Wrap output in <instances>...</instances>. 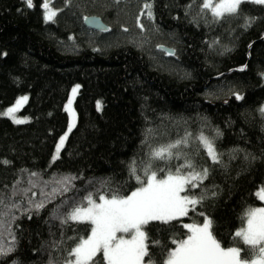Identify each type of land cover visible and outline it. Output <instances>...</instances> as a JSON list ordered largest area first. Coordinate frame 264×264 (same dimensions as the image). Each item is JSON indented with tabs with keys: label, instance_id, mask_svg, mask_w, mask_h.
<instances>
[{
	"label": "trees",
	"instance_id": "trees-1",
	"mask_svg": "<svg viewBox=\"0 0 264 264\" xmlns=\"http://www.w3.org/2000/svg\"><path fill=\"white\" fill-rule=\"evenodd\" d=\"M54 1L57 15L46 21L43 0H33V8L0 0V248L10 249L0 264L74 259L70 251L90 235L88 225L65 222L75 207L89 196L130 195L146 171L160 178L178 168L187 174V160L197 171L208 169L193 189L205 199L172 223L207 217L222 246L230 242L247 209L263 205L257 191L264 188V4L244 0L235 15L217 20L203 0ZM144 2L153 14L147 40L161 42L153 51L116 23L108 36L97 32L100 38L84 24L94 12L104 19L119 8L120 23H128ZM70 42L76 49L66 47ZM76 86L77 122L52 161ZM20 96L28 97L21 113L29 120L17 124L3 111ZM201 135L214 144L218 163ZM185 139L173 149L179 159L154 158L157 149ZM181 231L187 230H152L149 241L156 236L171 251ZM239 246L244 257L247 246ZM158 259L166 264V255Z\"/></svg>",
	"mask_w": 264,
	"mask_h": 264
},
{
	"label": "snow or ice",
	"instance_id": "snow-or-ice-1",
	"mask_svg": "<svg viewBox=\"0 0 264 264\" xmlns=\"http://www.w3.org/2000/svg\"><path fill=\"white\" fill-rule=\"evenodd\" d=\"M243 2L244 0H217V3L212 4L211 0H205L203 7L210 9L213 17L219 20L226 14L235 15ZM252 2L264 4V0ZM25 3L28 8L34 7L33 0H25ZM42 8L45 20L53 21L57 12L51 9L50 0H43ZM145 8L148 10L149 19H152L151 5L145 4ZM140 27L143 28V25ZM78 89L79 86L72 89L73 99ZM27 99L20 98L14 107L7 110L6 115L17 124L26 122L17 119L13 114ZM237 99L243 97L237 96ZM97 107H101L99 102ZM65 110L75 118L72 100H69ZM261 113L264 114V109H261ZM66 139L67 136L60 139L59 147L56 148L57 154ZM199 139L206 148L207 155L214 163H218L212 141L203 135ZM181 144L186 145L187 139L161 147L153 156L160 160H171L174 157L179 159L180 155L174 154L173 149L179 148ZM184 167L190 170L187 174L178 168L175 174L170 172L166 178L160 179L157 178L156 172L149 175L146 171L148 179L141 180L136 176L141 186L130 195H112L111 198L100 195L99 203L89 196L86 205L75 207L65 222L75 221L88 225L84 230L90 232V235L78 240L70 251V256L74 259L66 260L65 264H104L105 261L107 264H165L164 259H158L165 255L166 264H264V207L247 209L241 217L244 226L240 227L224 246L222 238L218 239L219 233H213V221L207 217L200 223H184L182 226L172 223L188 216L190 210L195 213L196 206L205 199L203 195L197 198L193 189L208 178V169L201 168L197 171L191 160H187ZM135 171L133 167L131 174L135 175ZM257 195L264 200V188ZM36 207L41 208L43 205L38 204ZM200 215L203 217L204 213L201 212ZM153 222L170 227L161 229ZM150 224L153 225L152 229L148 227ZM177 227L187 231L180 232L182 238L179 240L172 238L171 243L175 245L173 250L168 251L166 245L161 246L156 236L149 241V231L171 233ZM150 244L153 246L151 253ZM241 244L247 246L243 249L244 257L241 256ZM7 251L10 249L0 248V255H6ZM98 255L100 259L97 260Z\"/></svg>",
	"mask_w": 264,
	"mask_h": 264
},
{
	"label": "rangeland",
	"instance_id": "rangeland-1",
	"mask_svg": "<svg viewBox=\"0 0 264 264\" xmlns=\"http://www.w3.org/2000/svg\"><path fill=\"white\" fill-rule=\"evenodd\" d=\"M252 1V0H251ZM205 0H203V4H204ZM149 2H144L143 4H140L139 6V9L137 10V14L132 17V19H129L128 20V23L123 21V23H120V19L122 18V16H124V10L123 8H116L118 9L117 11H115L113 14H109V13H106L105 14V17L103 19V21L108 25V29L107 30H101V31H93L94 33H91L92 37L93 38H100L98 35H97V32H105L106 34H104L103 36H108V34L110 32L113 31L114 29V25L115 23L119 25V28H126V30H124V33H126V35L128 36L129 34L132 36L134 33H138V36L140 38V40L143 41L144 45H145V49L143 50H150V51H153L154 48L157 49V46L161 45L160 43H155L153 44L152 42H150V38L149 40H147V37L149 32H150V27L152 26V22H153V18L152 19H149L148 17V10L145 8V4H148ZM211 3L212 4H215L217 3V0H211ZM50 7L52 10L58 12V9H57V5L55 4V1L54 0H50ZM115 9V10H116ZM94 15H99V13H96L94 12L93 13ZM109 14V15H108ZM100 16V15H99ZM153 16V14H152ZM55 18V17H54ZM140 25H143V28L140 27ZM91 31V30H90ZM101 36V37H103ZM70 45H66L67 48H70V50H74L76 49L75 45L76 43L74 42H70L69 43ZM93 46H98L96 45L95 43H92ZM101 46V45H100ZM102 47V46H101ZM148 47V48H146ZM154 55H156V53L153 52ZM158 56V55H156ZM79 91V89H78ZM78 93V92H77ZM22 97H27V96H20L19 98H17L13 103L12 105H10L8 108H6L4 111H3V116L7 117V118H10L11 120H13L11 117L7 116L6 113H7V110L9 108H12L16 105L17 101L22 98ZM76 97V96H75ZM28 98V97H27ZM28 100V99H27ZM69 100H72V108L74 110V114H75V118H73V114L72 113H68V116H69V125H68V128L66 130V132L61 136L64 137V136H67V139L65 140V143L63 145V147L60 149V152L59 154H57L56 152V149H55V152H54V155H53V158H52V161H55L59 156H60V153L62 151V149L64 148L67 140H68V137L70 135V133L72 132L73 128L75 127L76 125V122H77V114H76V110H75V106H74V101H75V98L73 99L72 97V92H71V95L69 97ZM69 100L67 101L66 105H65V109L67 108V105H68V102ZM27 102V101H26ZM26 102L18 109L17 112H15L13 115L17 118V119H22V120H25L26 122L29 120V117H26V116H23L22 115V109L24 108V106L26 105ZM69 128H71V131L69 132ZM60 138V139H61ZM59 139V141H60ZM59 147V142L56 146V148ZM213 147H214V144H213ZM215 148V147H214ZM216 151V149H215ZM217 153V152H216ZM218 156V154H217ZM150 175V174H149ZM158 179H160V177L157 176ZM166 178V177H165ZM148 179V177H147ZM261 189H259L257 191V193L260 192ZM258 199L263 203L262 206L260 207H264V200L260 199L259 196L257 195ZM94 200V199H93ZM97 203H99L100 201L98 200H95ZM260 207H257V208H260ZM105 263L107 264V262L105 261Z\"/></svg>",
	"mask_w": 264,
	"mask_h": 264
},
{
	"label": "water",
	"instance_id": "water-1",
	"mask_svg": "<svg viewBox=\"0 0 264 264\" xmlns=\"http://www.w3.org/2000/svg\"><path fill=\"white\" fill-rule=\"evenodd\" d=\"M84 24L87 28H89L91 30H95V31H101V30H107L108 29V25L103 21V19L101 20L99 18V16H96V15L85 17L84 18ZM159 49L166 51L170 54L174 53V50L167 47V46H160Z\"/></svg>",
	"mask_w": 264,
	"mask_h": 264
},
{
	"label": "bare ground",
	"instance_id": "bare-ground-1",
	"mask_svg": "<svg viewBox=\"0 0 264 264\" xmlns=\"http://www.w3.org/2000/svg\"><path fill=\"white\" fill-rule=\"evenodd\" d=\"M90 16H92V15H90ZM93 16H94V15H93ZM96 16H97V15H96ZM99 18L102 20V17L99 16ZM169 48H170V47H169ZM171 49H172V48H171Z\"/></svg>",
	"mask_w": 264,
	"mask_h": 264
}]
</instances>
